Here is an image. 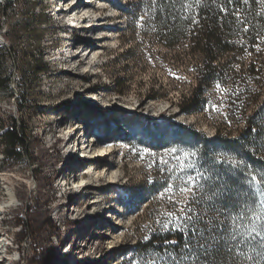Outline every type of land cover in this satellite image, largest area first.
<instances>
[{"label": "rangeland", "instance_id": "rangeland-1", "mask_svg": "<svg viewBox=\"0 0 264 264\" xmlns=\"http://www.w3.org/2000/svg\"><path fill=\"white\" fill-rule=\"evenodd\" d=\"M128 1L4 0V6L0 0V204L10 206L8 192L16 194L0 216V264H141L142 255H156L140 253L136 243L154 231L162 204L171 196L179 211L191 194L179 191L176 156L184 155L151 146L174 131V123L211 136L212 119L224 114L225 90H208L205 113H181L177 104L194 72L172 60L177 50L153 41L147 14L130 17ZM74 5L77 17L66 12ZM123 80L120 95L114 90ZM12 121L27 135L20 161L7 156L4 143ZM87 139L107 150L93 194L83 189L97 175L83 176L87 186L77 187L83 170L77 150ZM156 174L168 176L172 193L166 187L149 196L140 192Z\"/></svg>", "mask_w": 264, "mask_h": 264}, {"label": "trees", "instance_id": "trees-1", "mask_svg": "<svg viewBox=\"0 0 264 264\" xmlns=\"http://www.w3.org/2000/svg\"><path fill=\"white\" fill-rule=\"evenodd\" d=\"M127 7L131 18H137L141 11L147 14L151 18L148 32L153 41L166 49L177 50L172 60L178 67L194 72L193 82L177 104L181 113H205L209 109L208 90L215 85L225 90L224 114L213 115L211 136L194 125L174 123L175 130L158 138L151 146L156 150L177 148L181 150L178 155L189 150L198 153L192 156L196 158L193 170L177 175L180 181L189 174L201 173L204 177L199 181L204 187L194 189V193L197 199H205L199 204L190 203V194L181 205L189 203L193 217L203 215L202 222L196 225L205 230V240L201 243L212 247L210 237L223 236L220 253L208 255L206 259L211 262L215 255L216 264H264L260 237L245 241L237 235L233 240L230 234L221 233L212 225L213 220L218 224L226 215L229 217L227 225L237 215L244 217L238 220L242 225L241 233H247L253 226L259 229L264 224V0H129ZM117 80L116 77L115 82ZM125 84L126 80H123L114 92L124 94ZM150 97L156 98L155 95ZM259 101L261 103L257 105ZM4 143L7 156L20 161V148L27 145V135L19 122L12 121L6 127ZM167 184V175L156 174L143 181L140 192L149 196ZM225 189L230 192V198L225 199V207L218 215L209 206L216 203ZM214 191L216 196H213ZM162 205L164 214L157 219L167 222V214L178 211L169 202ZM257 217L261 220L257 221ZM179 224L177 221L173 227ZM22 236L23 232L18 233V239ZM148 237V241H138L136 246L142 254L162 257L159 264H167L177 254L185 255V264H195L196 253L187 255L191 249L177 246L173 250L172 246L163 243L165 238L178 242L187 239V233L182 237L181 232L166 231L157 224ZM167 252L172 256L169 257ZM39 255L41 259L44 257L42 250ZM200 258L205 259L203 252Z\"/></svg>", "mask_w": 264, "mask_h": 264}, {"label": "snow or ice", "instance_id": "snow-or-ice-1", "mask_svg": "<svg viewBox=\"0 0 264 264\" xmlns=\"http://www.w3.org/2000/svg\"><path fill=\"white\" fill-rule=\"evenodd\" d=\"M199 2V0H198ZM231 2V0H229ZM247 2V0H245ZM217 87H220V85H217ZM218 110L216 105H213V111ZM255 131V129H253ZM124 147L128 148L129 145H124ZM133 152L136 151V149H132ZM147 152V150H145ZM180 149L172 148V153L180 152ZM198 153L194 150H189L184 152L185 159L181 160L179 156H176V160L181 167V172L186 171L187 169H191L195 167V164H189L186 163L187 159L191 156H196ZM164 163H168L165 161ZM203 175L201 173H197L196 176H192L189 174L186 178L182 179V185L179 189L182 193H191L188 200L190 203H196L199 204L201 200L205 199L204 197H201L200 199H197L194 193V189L196 188H203L204 185L200 184L199 181L203 179ZM255 180V177L252 178ZM174 190L173 184H167L165 188V192L172 193ZM163 195V194H162ZM217 192H213V196H216ZM219 199L216 201L215 204L210 205V209L212 211H216L218 215L220 214V209L225 207V199L230 198V192L225 189L223 192L219 194ZM169 203L173 205V207H177L178 201L173 200L171 196L169 197ZM264 203V202H262ZM229 219V217L226 215L224 220H220L218 224H216V221H212V225L219 229L221 233H228L231 235V238L233 240L236 239L237 235L241 236L245 241H247L249 238L251 240H255L256 237H260L259 244L261 248H264V224H261L259 229L256 226H253L250 231L247 233H241L240 229L242 225L238 223V220H243L244 217L242 215H237L236 218L232 219V222L230 225H227L226 222ZM257 221L261 220V217L256 218ZM165 220L167 222L163 221H157L158 224H160V227H162L166 231H179L181 232V236L183 237L185 233H187V239H182L181 241L176 240H168L164 239L163 243L165 245L172 246V249L175 250L177 246L181 247L182 249L188 250L191 249L190 252L187 253V255H191L192 253H196L197 259L195 261V264H216L215 255L213 256V261L209 262L206 258L208 255L218 254L221 251L222 245H223V236L221 235H214L210 237L212 242V247L208 246V243H201V240H205L204 236V229L197 228L196 225L203 220V215H198L196 217H193L191 215V209L190 204L185 203L184 205L179 206V211H172L167 214L165 217ZM177 221L180 222V224L176 227H173V224H175ZM232 233H235L234 235ZM145 241L149 240L148 236L144 237ZM147 247V246H146ZM236 247H239V244L236 245ZM203 252L205 259L202 261L200 258V253ZM167 255L169 257L172 256L171 252H167ZM162 259L159 255H156L152 258L145 259V257L141 256V264H159V261ZM185 255L184 254H177L175 259H170L167 264H185ZM135 264V261L133 262Z\"/></svg>", "mask_w": 264, "mask_h": 264}, {"label": "bare ground", "instance_id": "bare-ground-1", "mask_svg": "<svg viewBox=\"0 0 264 264\" xmlns=\"http://www.w3.org/2000/svg\"><path fill=\"white\" fill-rule=\"evenodd\" d=\"M86 3H89V1H86ZM62 5H64V4H62ZM92 5V4H91ZM77 9H80V6L79 5H74V6H72V7H70V8H68V9H66V12L67 11H69V16L70 15H74L75 17H77L78 16V12H76V10ZM83 10L84 11H86L87 9L85 8H83ZM93 27H97L98 25L97 24H94V25H92ZM92 26H89V27H92ZM98 28V27H97ZM96 32H97V30L94 32L95 33V35H96ZM90 54H94V52H93V50H91L90 52H88V54H84L83 55V57L86 55L87 57L90 55ZM78 59V56H74V57H71L70 58V60L71 61H73V60H77ZM77 135V132H75L74 134H71L70 136H68L67 138H70L71 137V139L73 138V137H75ZM66 139V138H65ZM68 140H70V139H68ZM93 142V140H91V139H87V140H85L83 143H82V146L80 147V148H78V152H80V157H81V159L83 160V161H80L78 164H77V168H79V169H83L82 170V172H81V178H80V180H79V186H77L78 187V189H80V188H84V187H86L87 186V183L85 184V183H83V181H84V178H83V176L85 177L86 175L87 176H96V178L93 180V183L91 182V183H89L90 184V186H91V188L89 189V188H85V189H83V191H89L90 192V194H93V191H92V188L94 187V186H96V184L95 183H97V182H99L100 180H101V173H97V172H99L98 170H97V166L99 165V163L98 162H101V158L102 157H104V156H106V151L107 150H104V148L102 147V146H100V147H97V148H93L94 147V145H91V143ZM72 158V156L70 157V159ZM103 160V159H102ZM101 165V164H100ZM76 167V166H75ZM74 168V167H73ZM72 171V170H71ZM95 172V173H94ZM75 181H73V183H72V186L75 184L74 183ZM62 186V187H61ZM66 186V183H64L63 185H60V188L62 189V188H64ZM8 196H9V199H8V205H10V206H7V205H4V204H0V216H2V215H4V212H5V210L6 209H10L11 207H12V203L15 201V199H16V194H15V191L14 190H12V191H9L8 192ZM0 235H2L1 233H0ZM2 236H4V235H2ZM8 241V240H7ZM6 245V246H5ZM4 245V247H7L9 244H5ZM2 249V248H1ZM68 253V252H67ZM66 253V254H67ZM0 254L1 255H3L1 252H0ZM4 257V256H3ZM2 257V258H3ZM2 259L0 258V263L1 262H3V260L1 261ZM18 260H19V257H18Z\"/></svg>", "mask_w": 264, "mask_h": 264}, {"label": "built area", "instance_id": "built-area-1", "mask_svg": "<svg viewBox=\"0 0 264 264\" xmlns=\"http://www.w3.org/2000/svg\"><path fill=\"white\" fill-rule=\"evenodd\" d=\"M1 3L5 6L4 0H1Z\"/></svg>", "mask_w": 264, "mask_h": 264}]
</instances>
